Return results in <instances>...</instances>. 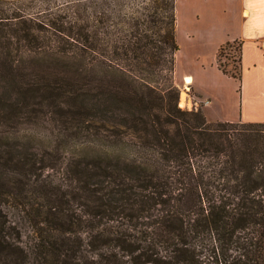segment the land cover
<instances>
[{"label":"trees","instance_id":"trees-1","mask_svg":"<svg viewBox=\"0 0 264 264\" xmlns=\"http://www.w3.org/2000/svg\"><path fill=\"white\" fill-rule=\"evenodd\" d=\"M54 16L0 8V264H264V123L178 107L175 0Z\"/></svg>","mask_w":264,"mask_h":264},{"label":"rangeland","instance_id":"rangeland-1","mask_svg":"<svg viewBox=\"0 0 264 264\" xmlns=\"http://www.w3.org/2000/svg\"><path fill=\"white\" fill-rule=\"evenodd\" d=\"M82 2L83 0H0V8L7 17L17 14L53 20L56 14L64 17V23L69 24L70 21H75L77 6ZM227 4L226 0H175L178 51L175 55L174 83L180 91L178 107L188 110L182 107L185 95L182 100L180 97L182 90L185 92V87L188 86L184 82V76H190L194 80L189 86L196 88L202 95L200 100L212 95L210 118L218 121L232 118L237 113L242 83L251 80L245 69L241 68L239 83L223 76L216 67L217 59L228 72L234 73L239 69V43H228L219 52L216 39L211 38L216 33L236 30L242 21L240 14L229 10ZM188 88L193 95L190 87ZM197 110L203 113L201 106Z\"/></svg>","mask_w":264,"mask_h":264},{"label":"crops","instance_id":"crops-1","mask_svg":"<svg viewBox=\"0 0 264 264\" xmlns=\"http://www.w3.org/2000/svg\"><path fill=\"white\" fill-rule=\"evenodd\" d=\"M226 1L229 10L240 14L242 21L236 30L216 33L211 38L216 39L217 51L223 44L233 42L241 44V68L249 72L251 80L242 83L240 105L232 118L221 121L211 120L212 95L205 97L208 98L205 100H208L209 104L201 105V108L208 122L264 123V0ZM184 78V82L186 78H189L190 82L194 80L190 76H184ZM189 87L196 98L199 99L202 96L196 88ZM181 94L185 95L183 90ZM184 101L185 99L183 103Z\"/></svg>","mask_w":264,"mask_h":264},{"label":"built area","instance_id":"built-area-1","mask_svg":"<svg viewBox=\"0 0 264 264\" xmlns=\"http://www.w3.org/2000/svg\"><path fill=\"white\" fill-rule=\"evenodd\" d=\"M188 86L185 88V101L182 105L183 109H188L189 111L191 110H197L198 107H200L201 105H207L209 104L208 100H199L198 98H196L195 96H193L192 94L189 93V85L190 83L185 82Z\"/></svg>","mask_w":264,"mask_h":264},{"label":"bare ground","instance_id":"bare-ground-1","mask_svg":"<svg viewBox=\"0 0 264 264\" xmlns=\"http://www.w3.org/2000/svg\"><path fill=\"white\" fill-rule=\"evenodd\" d=\"M186 82H187V83H190V79H189V78H186ZM190 84H191V83H190ZM183 96H184V94H181V97H180L181 100L183 99ZM180 104H181V103H180Z\"/></svg>","mask_w":264,"mask_h":264}]
</instances>
